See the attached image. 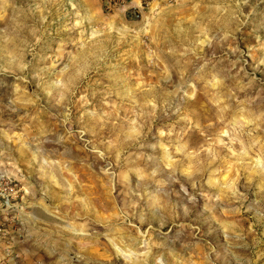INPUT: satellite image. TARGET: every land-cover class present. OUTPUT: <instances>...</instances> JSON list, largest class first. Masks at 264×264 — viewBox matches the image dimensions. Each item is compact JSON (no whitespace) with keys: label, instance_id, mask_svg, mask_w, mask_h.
Instances as JSON below:
<instances>
[{"label":"rangeland","instance_id":"1","mask_svg":"<svg viewBox=\"0 0 264 264\" xmlns=\"http://www.w3.org/2000/svg\"><path fill=\"white\" fill-rule=\"evenodd\" d=\"M0 264H264V0H0Z\"/></svg>","mask_w":264,"mask_h":264},{"label":"built area","instance_id":"2","mask_svg":"<svg viewBox=\"0 0 264 264\" xmlns=\"http://www.w3.org/2000/svg\"><path fill=\"white\" fill-rule=\"evenodd\" d=\"M104 7H106V9H109L111 7H114L117 4L123 3L124 0H101ZM140 4V1L138 2Z\"/></svg>","mask_w":264,"mask_h":264}]
</instances>
